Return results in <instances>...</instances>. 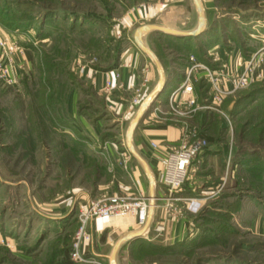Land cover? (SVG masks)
I'll return each instance as SVG.
<instances>
[{"label": "rangeland", "instance_id": "374dc122", "mask_svg": "<svg viewBox=\"0 0 264 264\" xmlns=\"http://www.w3.org/2000/svg\"><path fill=\"white\" fill-rule=\"evenodd\" d=\"M18 1L29 4L35 21L26 29H9L20 33L22 39L17 45L22 55L27 51L33 58L26 70L23 61H18L22 70L15 86L0 80V264H54L56 244L68 245L74 233L77 210L85 204L81 193H122L119 185L131 183L136 164L125 148L129 120L107 111L89 83L79 78L81 65H90V60L95 67L105 66L103 46L95 49L94 45L96 41L114 44L111 33L107 29L90 32L86 27L72 33L48 28L51 35L41 41L37 35L40 19L35 16L38 5H34L35 0ZM45 1L52 7L57 5L56 0ZM70 1L90 16L105 17L112 5L116 17L125 10L115 1ZM199 1L204 14L201 34H207L208 43L192 38L187 40L188 48L202 55L207 67L216 69L225 83L219 85L220 90L215 89L204 73L194 69L193 110L176 117L170 106L164 105L157 114L160 120L165 117L162 122L169 118L181 122L190 139L204 138L198 154L210 145L223 147L226 179L215 181L208 193L197 190L199 201L193 211L187 205L195 196H183L190 198L179 202L182 205L177 204L174 214H166L167 218L177 214L183 219L186 230L181 241L164 244V239L154 242L140 237L123 244L119 252L132 264H264V236L253 228L257 216L264 218V65L260 61L264 60V0ZM189 2L195 23L198 15L193 0ZM210 45L236 54L237 69L216 59L214 53L208 55ZM180 46L173 45L178 68L187 56ZM247 61L257 65L255 71L262 73L261 78L254 76L245 87L232 89L234 79L225 75V67L237 76ZM77 89L80 106L90 115L101 116L97 140L72 129L66 98ZM139 104L132 102L131 111ZM208 139L213 144L209 145ZM137 176L147 192L144 175ZM154 178L158 184L157 176ZM115 234L109 238L117 239ZM151 244L157 249L150 250Z\"/></svg>", "mask_w": 264, "mask_h": 264}, {"label": "crops", "instance_id": "0c3cea01", "mask_svg": "<svg viewBox=\"0 0 264 264\" xmlns=\"http://www.w3.org/2000/svg\"><path fill=\"white\" fill-rule=\"evenodd\" d=\"M60 1L64 2L66 7L70 9L83 11L87 13V16L89 17L91 15L82 7L77 8L72 6L75 3H73V1H70V3L68 2L69 0ZM107 1L119 2L123 4V8L125 9L124 12L116 17L113 12L116 7L115 5H112V7L107 10V16H105L108 17L109 20L107 30L111 33L114 44L115 42H120L119 47L121 50L118 55V62L113 68L101 69L96 68L93 64V60H90V65L86 64L84 67L81 65L82 68L79 78L89 83L92 91L102 99L103 107L107 111L116 114L119 113L122 120H129L126 134L132 120L137 116L138 111L142 108L147 99H149L132 129L131 145L141 159L147 164L153 183L149 180L142 163L126 151L131 159L134 160L136 170L133 168L131 172L132 178L129 179L131 180V183L125 185L121 184L119 185V188H117L125 194H133L136 191H141L149 197V204L151 200L150 193L152 192L153 204L151 210L152 214L150 217L147 216L143 225L130 224L127 218L101 221L96 224L97 228L91 223L89 225V230L92 233V241L89 246L90 249L88 250V255H92L91 257L94 256L93 258L104 264H122V262L125 264H132L128 259H125V253L122 256L121 252H119L123 244L134 241L123 238L127 234L141 231V235L137 238H149V241L154 242L162 241L161 239H164L166 240L164 244H166L167 242L174 243L181 241L186 230L183 219L181 217L179 218L177 214L167 218L168 215H166L165 212L164 202L160 199L161 191H163L164 188L159 182L157 184L156 179L154 178L155 175L158 176L162 170V161L165 154L168 152L170 145L178 142L183 127L181 122L179 124L172 118H169L168 121L162 122L165 117L160 120V116H158L157 112L162 106L169 105V95L175 91L183 81L182 79L185 68L190 65L189 57H192L200 63L205 64L206 62L202 61L192 52H187L189 41L184 40L183 36L180 35L172 36L163 32L149 31L142 36V45L153 53L156 61L147 52L145 53L143 49H140L134 39V31L145 25L162 26L175 31L194 30L197 26V21L193 23V6L189 0H127L128 5L124 4L126 0ZM89 3L94 4L95 1L92 2L91 0ZM96 15L101 16L99 14H95V16ZM247 22L248 24L250 23L249 21ZM86 28L90 32L104 29L100 25V22L97 23V21L86 23ZM44 29L45 28L42 27V31H45ZM201 33L196 35V40L201 44L208 43L207 34H203V36ZM19 34L20 33L17 31L12 32L0 21V38L5 39L8 42V48H13L12 46L14 42L18 44L17 40L20 42L22 37ZM262 36H264V31H262ZM43 39L44 38H41V41H43ZM114 44L110 42L107 47L113 48ZM177 44H180V48L187 52V56L184 58L185 64L183 67L179 66V68L177 67V64H175L176 60L173 57L177 51V48H174L173 45ZM182 44L184 47H182ZM191 44L192 43H190V45ZM25 52L24 56L22 55V52H16L15 58L16 61L24 62H22V64H24V69L26 70L29 59L26 57L28 52ZM207 54L215 55L216 59L222 63L229 64L231 69H237L236 54L228 53L225 50L223 51L214 45L208 46ZM205 56L206 55L204 54V59H206ZM94 60H97L96 57ZM75 62L80 63L78 59H76ZM94 63H96V61ZM197 71L200 75H203V72L200 70ZM114 72L119 73V78L113 79ZM177 72H179V74ZM108 78L113 80L116 84L113 88L106 90L104 81ZM160 83H162L163 86L159 93L154 96L153 91ZM78 95L79 91L77 89L76 91L71 92L66 98L68 102L66 108L67 115L72 118L74 128L80 135L84 134L93 141L97 140L96 137L99 135V131L102 127L101 116L94 115V117H90L84 113H80L78 110ZM134 99L140 104L134 111H131ZM122 120L120 121V124L123 122ZM209 142V145L213 144L210 140ZM125 148H127L126 144ZM225 156L223 147L210 145V147L193 159L189 170V179L186 181L187 184L177 193V195L181 197L195 196L194 198L191 197L193 199L191 205H187L190 203H185L187 208H190V210L193 211L198 206L197 201H199V197H196L197 190H200L202 193H208L207 191L215 186V181L226 179L225 175L227 174V166ZM140 173L144 175V178L148 182L147 192H145L143 182L137 178V175ZM81 194L85 202L91 198H97L100 196L98 193L90 196L85 191ZM178 205L181 206L182 204ZM57 228L59 229V227ZM253 228L259 235L264 236V218L262 216H257L255 218ZM115 233H117V239L114 240L109 238L116 235ZM0 241L1 243L3 242L1 235ZM5 241L8 246L7 240ZM117 243L118 248L113 254V250ZM26 260L32 262V259H29V257H27Z\"/></svg>", "mask_w": 264, "mask_h": 264}, {"label": "built area", "instance_id": "2783aa9c", "mask_svg": "<svg viewBox=\"0 0 264 264\" xmlns=\"http://www.w3.org/2000/svg\"><path fill=\"white\" fill-rule=\"evenodd\" d=\"M8 42L0 38V80L8 86H15L19 75L21 74V64L16 61L15 53L21 52L19 46L14 42L13 48H8ZM264 65L263 58H260ZM244 70L236 76L232 70L224 69L227 77H233L232 89L245 87L253 80V77L261 78V74L255 71V65L251 61ZM200 70L210 81L211 85L220 90L219 85L225 83V79L216 69H210L206 64L197 62L190 57V65L184 72L183 81L179 87L169 95V106L174 116H187L188 112L193 110L194 99L192 97V70ZM119 78V73L114 72L113 79ZM116 83L111 79L104 81L106 90L114 87ZM221 92V91H218ZM217 95H214V99ZM136 102V99H134ZM204 138L190 139L188 130L182 128L181 136L177 143L170 145L168 152L163 158V167L157 176L159 183L164 188L161 191L160 199L164 202L166 214L176 212V204L189 200V198L177 195L191 167V161L199 152L202 151L205 144ZM149 197L141 191L133 194L109 193L101 194L98 198L90 199L85 204L79 206L77 210V225L70 240L69 259L74 264H104L98 262L95 258L88 255L92 241V233L89 230L91 223L97 228L96 224L101 221L118 220L127 218L130 224L143 225L148 216ZM102 228V227H101ZM100 228V229H101Z\"/></svg>", "mask_w": 264, "mask_h": 264}, {"label": "trees", "instance_id": "16d2710c", "mask_svg": "<svg viewBox=\"0 0 264 264\" xmlns=\"http://www.w3.org/2000/svg\"><path fill=\"white\" fill-rule=\"evenodd\" d=\"M103 1L104 4L108 3L107 0H100ZM57 5L56 6H51L50 3H47L45 0H35L33 3L34 5H38L39 11L35 12V16L38 17L39 23H38V30H37V35L39 38H44L47 36H50L51 33L47 31L48 28L50 29H55L54 31H59L66 29L68 32L72 33L73 31H79L80 28L85 29L86 23L90 22H96L99 23L100 25L104 28L107 29L109 25V20L108 17H102V16H87V13L83 11H77L70 9L66 7L64 2H61L60 0H56ZM48 6H47V5ZM28 3L25 1H14V0H0V21L4 26L7 28L14 29V27H20L22 29H26L30 27V24H34L33 18L34 16L32 15L33 12H31V8H28ZM32 15V16H31ZM42 27H44L45 31H42ZM47 31V32H46ZM196 39L197 36L194 37H183L184 40H190V39ZM185 43V42H184ZM106 43H101L99 44V41H96V45H94L95 49L98 47H102L105 50L104 57H102V61H105L106 64L105 66H100L97 65L96 68H101V69H109L113 68L116 66L118 62V55L120 53V42L118 41L117 43L115 42L113 48H108V44ZM100 45V46H99ZM183 45V44H182ZM184 47V45L182 46ZM186 47V44H185ZM189 47V46H187ZM187 52H192L194 55H196L198 58L202 60V55L197 54L194 51H190L188 48ZM27 58L31 61L33 58L32 53L28 52L27 53ZM203 61V60H202ZM184 66V64H183ZM181 66V67H183ZM182 76V74H181ZM86 108L83 106H78V110L80 113H84L87 116L94 117L93 115H90L89 113L86 112ZM73 131L76 134H79V132L76 131L74 127H72ZM80 135V134H79ZM86 140V139H85ZM210 140V139H209ZM75 146V145H74ZM67 147V146H66ZM68 148L74 149L72 145H69ZM75 150V149H74ZM233 160H236V155L233 156ZM137 240V239H135ZM134 240V241H135ZM151 244V249H157L156 247L152 246ZM70 243L67 245L66 243H63V245H58L56 244V251H55V256H54V264H73V262L69 259V251H70ZM143 249V247H142Z\"/></svg>", "mask_w": 264, "mask_h": 264}, {"label": "water", "instance_id": "95a60500", "mask_svg": "<svg viewBox=\"0 0 264 264\" xmlns=\"http://www.w3.org/2000/svg\"><path fill=\"white\" fill-rule=\"evenodd\" d=\"M193 2H194L195 10H196L197 15H198L197 26H196V28H194L193 31H180V30L175 31V30H171V29H168V28H165L162 26L158 27V26H154V25H145L143 27H139L134 31V39H135L137 45L140 47V49H143L145 53L147 52L155 60L153 53L149 49L145 48L141 42L142 36L145 33H148L149 31H155V32H159V33L163 32L165 34H169L172 36L180 35L183 37H194V36L200 34L202 32L203 25H204V18H203L204 14H202L200 1L199 0H193ZM162 86H163V84L160 83L156 87V89L153 91L154 96H156L159 93ZM148 101H149V99H147V101L144 103L142 108L138 111L137 116L132 120L130 126L127 129V134H126V147L127 148H126V151L128 152V154H130L131 156L133 155L135 158L138 159V161L140 163H142L144 170H145L146 174L148 175L149 180H151V183H153V179L151 178L147 164L143 161V159H141V157L138 155V153L136 152L134 147L131 145V136H132V132H133L132 129L135 126L138 117L141 115L140 113L142 112L143 108L147 105ZM150 196H151V200H150V204H149V208H148V216L149 217L152 214V212H151L152 204H153L152 192L150 193ZM140 235H141V231H135V233L127 234L123 238L128 239V240L129 239L135 240V238L139 237ZM117 248H118V243L115 245V248L113 250V254ZM113 254H112V256H113Z\"/></svg>", "mask_w": 264, "mask_h": 264}]
</instances>
